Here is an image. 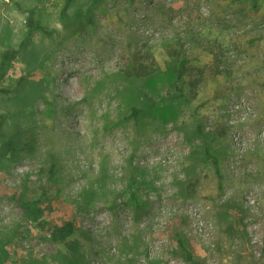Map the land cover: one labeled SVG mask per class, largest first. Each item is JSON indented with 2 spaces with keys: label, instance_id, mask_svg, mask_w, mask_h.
I'll list each match as a JSON object with an SVG mask.
<instances>
[{
  "label": "rangeland",
  "instance_id": "374dc122",
  "mask_svg": "<svg viewBox=\"0 0 264 264\" xmlns=\"http://www.w3.org/2000/svg\"><path fill=\"white\" fill-rule=\"evenodd\" d=\"M179 239L264 264V0H0V264H190Z\"/></svg>",
  "mask_w": 264,
  "mask_h": 264
},
{
  "label": "trees",
  "instance_id": "16d2710c",
  "mask_svg": "<svg viewBox=\"0 0 264 264\" xmlns=\"http://www.w3.org/2000/svg\"><path fill=\"white\" fill-rule=\"evenodd\" d=\"M29 25L30 27H40L38 25L34 24V21L32 20V18L29 19ZM15 55V50H8L4 53V57L5 59H7L8 57L14 56ZM185 68V61L182 60L181 65H180V75L183 73ZM132 111H133V115H137L138 113H140V109L137 107H132ZM6 145L10 148L11 145L9 142L6 143ZM26 148H30L28 145L25 146ZM53 174V171H52ZM75 221L74 220H68L65 223H63L62 225L56 226L54 228L51 229V234H50V238L54 241H63L65 240L68 236H70L74 229H75ZM179 245L181 248V252H182V256L190 263V264H199L198 261H196L192 250L186 246L184 244V242L179 239Z\"/></svg>",
  "mask_w": 264,
  "mask_h": 264
}]
</instances>
